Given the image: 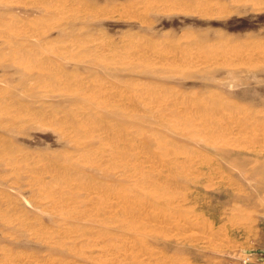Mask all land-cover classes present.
<instances>
[{"label":"rangeland","instance_id":"1","mask_svg":"<svg viewBox=\"0 0 264 264\" xmlns=\"http://www.w3.org/2000/svg\"><path fill=\"white\" fill-rule=\"evenodd\" d=\"M261 253L264 0H0V264Z\"/></svg>","mask_w":264,"mask_h":264},{"label":"bare ground","instance_id":"2","mask_svg":"<svg viewBox=\"0 0 264 264\" xmlns=\"http://www.w3.org/2000/svg\"><path fill=\"white\" fill-rule=\"evenodd\" d=\"M177 206L178 204L174 206L173 209H178ZM92 246L93 245H90V248ZM110 250L111 254L115 255V259L117 261H122L127 258L131 263H133L134 260L141 257L139 252L135 250V243L132 240L124 241L121 245L113 246Z\"/></svg>","mask_w":264,"mask_h":264},{"label":"crops","instance_id":"3","mask_svg":"<svg viewBox=\"0 0 264 264\" xmlns=\"http://www.w3.org/2000/svg\"><path fill=\"white\" fill-rule=\"evenodd\" d=\"M248 264H264V253H261L259 256L255 255L251 257Z\"/></svg>","mask_w":264,"mask_h":264}]
</instances>
